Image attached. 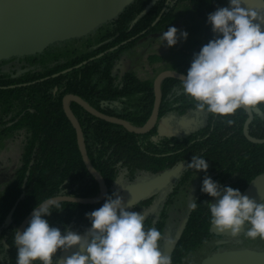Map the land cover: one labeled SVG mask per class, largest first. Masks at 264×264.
Instances as JSON below:
<instances>
[{
  "label": "trees",
  "instance_id": "16d2710c",
  "mask_svg": "<svg viewBox=\"0 0 264 264\" xmlns=\"http://www.w3.org/2000/svg\"><path fill=\"white\" fill-rule=\"evenodd\" d=\"M228 3L229 0H135L83 37L52 43L37 54L0 61V140H19L23 146L14 180L0 186V264H16L13 232L34 208L58 197L95 200L103 192L83 161L80 137L65 114L64 98L75 95L104 115L122 119L136 129L146 128L155 108L154 82L142 80L133 71L120 74L117 66L121 54L140 40L173 27L181 7L190 8L200 18L207 44L216 38L207 23L208 15ZM192 59L177 65L175 71L186 75ZM13 62L19 66L10 67ZM160 93L158 126L145 135L131 133L90 115L76 103L70 104L85 137L90 165L105 181L108 196L116 193L121 180L133 183L151 174V181L180 166L183 170L177 189L189 188L205 174L243 193L264 174V144L246 138L245 110L239 109L229 117L205 111L208 123L203 129L181 138L162 136L159 126L169 113L196 108L195 101L184 95L182 82L176 79H165ZM228 119L233 120L231 125ZM247 133L253 140H264V106L253 109ZM193 155L207 160V173L187 168ZM201 186L195 200L197 208L190 209L170 254L172 264H187L188 258L207 245L211 247V257L227 253L228 249L264 254V239L250 240L241 234L227 241L214 232L207 203L215 200L202 193ZM104 202L56 203L49 207L52 213L46 219L61 231L67 227L83 234L91 227L85 214ZM167 219L166 214L157 220L150 217L145 227L155 226L164 239ZM61 253L58 251L54 260L60 259Z\"/></svg>",
  "mask_w": 264,
  "mask_h": 264
},
{
  "label": "clouds",
  "instance_id": "9594fccd",
  "mask_svg": "<svg viewBox=\"0 0 264 264\" xmlns=\"http://www.w3.org/2000/svg\"><path fill=\"white\" fill-rule=\"evenodd\" d=\"M245 0H229L207 17L214 39L195 53L181 78L185 96L197 111L229 117L242 108L264 106V15L244 6ZM187 31L168 27L159 37L171 48L186 41ZM229 125L233 120L226 121ZM207 160L193 155L187 168L208 171ZM201 192L213 198L207 203L210 223L220 233L264 239V200L257 202L231 186H222L205 175ZM46 201L33 209L28 226L15 230L16 264H172L161 251L163 235L155 226L145 227L146 214L129 211L118 193L106 197L96 210L86 213L91 227L83 234L67 227L61 231L46 219L52 212ZM189 209L197 202L189 197ZM169 239V247L174 245ZM78 251L54 260L58 251Z\"/></svg>",
  "mask_w": 264,
  "mask_h": 264
},
{
  "label": "water",
  "instance_id": "95a60500",
  "mask_svg": "<svg viewBox=\"0 0 264 264\" xmlns=\"http://www.w3.org/2000/svg\"><path fill=\"white\" fill-rule=\"evenodd\" d=\"M118 0H0V61L11 57H22L42 52L48 45L72 38L87 35L98 26L115 17L113 6ZM251 7L264 13V0H247ZM182 74L177 71L161 73L154 83L155 108L150 124L144 129H136L122 119L104 115L75 95H68L63 100V107L68 120L80 137L83 161L100 184L103 192L95 200H81L70 197L50 199L56 203H74L80 205H96L106 199L108 187L90 165L82 128L73 117L70 104L76 103L90 115L109 123L124 127L127 131L145 135L151 133L158 126L161 110V83L168 78L180 82ZM248 114L245 126L246 138L255 144H264V140H253L248 136L247 126L253 117V109L242 108ZM160 128V126H159ZM169 181V176H161L151 180L148 185L130 203L135 205L149 199L156 191L162 189ZM257 202L264 200V174L255 178L242 193ZM49 201V200H48ZM46 202V201H45ZM216 201H214L215 203ZM49 206V207H50ZM31 214L23 221L19 229L21 232L28 226ZM62 260V257H61ZM59 264V262H58ZM211 264H264V254L247 251L227 252L217 256Z\"/></svg>",
  "mask_w": 264,
  "mask_h": 264
},
{
  "label": "rangeland",
  "instance_id": "374dc122",
  "mask_svg": "<svg viewBox=\"0 0 264 264\" xmlns=\"http://www.w3.org/2000/svg\"><path fill=\"white\" fill-rule=\"evenodd\" d=\"M134 1L135 0H118L113 6V11L116 14L115 17ZM244 6L253 9L247 0H245ZM259 13L264 15V13ZM178 14L179 19L173 27L181 31H187L188 38L186 41L178 42L176 46L169 48L166 44L163 45V41L159 39L162 34L151 35L146 39L140 40L134 48L121 54L117 71L120 74L133 71L142 80L153 81L155 83V80L161 73L165 71H175L177 65L193 58L194 54L198 53L201 47L206 44L203 38L202 22L188 7L179 8ZM12 66L17 68L19 64L18 62H13L10 64V67ZM207 123L208 114L205 111L192 109L184 113L171 112L168 114L167 118L161 122L159 134L162 136L181 138L192 132L203 129L207 126ZM22 152L23 146L19 140H0V186L9 185L14 180L16 171L21 165L20 159ZM182 170L180 166L168 173L163 172L158 175V177L169 176V181L166 186L156 191L155 198L151 202H145L140 205L135 204L134 207L136 208L127 209L136 212L143 211L146 214V219L151 217L157 220L163 218L164 214L168 216L161 251L169 256L175 243L173 246L169 247L167 241L171 239L176 242L180 236L190 212L188 207L189 197H193L196 200L198 196V187L202 184L205 177V174L197 177L189 188L177 189V179L181 175ZM153 177L154 176L151 174L144 175L137 182L133 183H127L121 180L117 183L115 192L120 195L124 204L127 206L131 199L141 192L150 182V178ZM214 232L217 231L214 229ZM217 233L223 236L227 241L233 238L230 232ZM228 250V252H233L230 249ZM74 251H78V249L74 248L68 252L62 251V259L71 255ZM210 252L211 247L207 245L200 249L196 255L188 258L186 263L211 264L216 257L209 256Z\"/></svg>",
  "mask_w": 264,
  "mask_h": 264
},
{
  "label": "flooded vegetation",
  "instance_id": "af4514ba",
  "mask_svg": "<svg viewBox=\"0 0 264 264\" xmlns=\"http://www.w3.org/2000/svg\"><path fill=\"white\" fill-rule=\"evenodd\" d=\"M155 193H156V192H155ZM155 193H154L149 199H152V200H153V199L155 198ZM146 200H148V199H146ZM146 200H144V201H146ZM152 200H151V201H152Z\"/></svg>",
  "mask_w": 264,
  "mask_h": 264
}]
</instances>
